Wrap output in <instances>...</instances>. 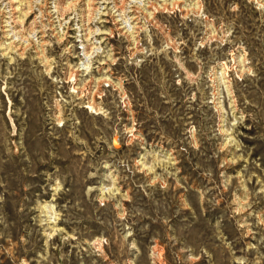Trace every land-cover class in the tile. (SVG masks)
I'll list each match as a JSON object with an SVG mask.
<instances>
[{
	"label": "rangeland",
	"instance_id": "374dc122",
	"mask_svg": "<svg viewBox=\"0 0 264 264\" xmlns=\"http://www.w3.org/2000/svg\"><path fill=\"white\" fill-rule=\"evenodd\" d=\"M0 264H264V0H0Z\"/></svg>",
	"mask_w": 264,
	"mask_h": 264
},
{
	"label": "bare ground",
	"instance_id": "6f19581e",
	"mask_svg": "<svg viewBox=\"0 0 264 264\" xmlns=\"http://www.w3.org/2000/svg\"><path fill=\"white\" fill-rule=\"evenodd\" d=\"M94 107H96L95 106V104H94ZM86 108H88L90 111H92L93 110V105L92 104H89ZM95 109V108H94ZM93 112V111H92ZM98 112V111H97ZM94 113V112H93ZM96 113V112H95ZM118 143V142H117ZM117 143L115 142V144H116V146H118L119 145V143H118V145H117Z\"/></svg>",
	"mask_w": 264,
	"mask_h": 264
}]
</instances>
